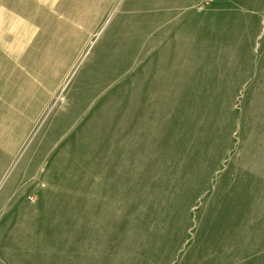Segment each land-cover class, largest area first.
Instances as JSON below:
<instances>
[{"label":"rangeland","instance_id":"1","mask_svg":"<svg viewBox=\"0 0 264 264\" xmlns=\"http://www.w3.org/2000/svg\"><path fill=\"white\" fill-rule=\"evenodd\" d=\"M0 264H264V0H0Z\"/></svg>","mask_w":264,"mask_h":264}]
</instances>
